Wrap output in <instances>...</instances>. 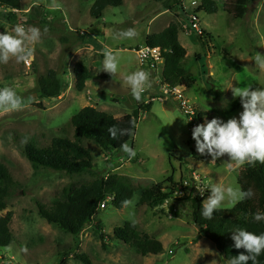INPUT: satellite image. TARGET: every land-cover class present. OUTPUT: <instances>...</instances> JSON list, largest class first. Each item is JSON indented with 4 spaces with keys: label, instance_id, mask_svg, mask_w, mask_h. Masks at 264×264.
Returning a JSON list of instances; mask_svg holds the SVG:
<instances>
[{
    "label": "rangeland",
    "instance_id": "rangeland-1",
    "mask_svg": "<svg viewBox=\"0 0 264 264\" xmlns=\"http://www.w3.org/2000/svg\"><path fill=\"white\" fill-rule=\"evenodd\" d=\"M123 1L120 7L107 8L101 20L91 15L95 0H21L22 12L12 18L0 9V33H11L17 24L41 31L40 41L29 45L34 49L30 66L15 58L0 64V88L12 87L27 105L16 111H0V165L17 183L7 200V210L0 212V216L13 213L10 229L14 237L9 248H0V264H62L64 260L66 264H85L77 258L81 255H86L91 264L226 262L215 245L200 234L185 194L177 193L159 206H142L139 194L122 209L108 202L79 237L61 231L38 215V204L50 207L63 190L89 183L94 177L89 173L68 175L35 169L23 147L32 143L44 148L54 139L73 140L72 118L87 106L121 118L153 102L150 111L140 113L135 136L128 143L136 153L134 158L123 150L112 154L91 141H83L93 156L97 175L125 177L134 189H148L166 185L170 178L182 185L195 174L207 189L219 184L241 190L238 176L244 165L236 166L226 154L212 161L196 151L187 115L174 97L162 92L164 68L145 71L150 87H146L139 102L132 98L123 77L142 70L134 46L146 45L148 35L179 23L180 41L188 53L186 69L196 79L185 97L203 115L211 113L204 123L213 118L225 122L238 119L243 109L238 108L240 98L234 96L233 89L264 88V71L255 66L256 53L264 55V0L251 4L242 20H234L225 12L227 0H217L216 13L199 14L200 29L213 38L205 45L197 39L190 22L202 0ZM130 28L138 33L135 38L120 37V31ZM105 46L118 53L115 75L102 71ZM79 63L92 71L83 93L75 89L73 70ZM49 70L57 71L67 86L58 99H43L38 92V80ZM238 202L226 200L218 209H231ZM126 222L134 223L141 236L162 242L163 252L142 256L131 245L109 238L103 245L99 231L113 236L114 229Z\"/></svg>",
    "mask_w": 264,
    "mask_h": 264
},
{
    "label": "trees",
    "instance_id": "trees-1",
    "mask_svg": "<svg viewBox=\"0 0 264 264\" xmlns=\"http://www.w3.org/2000/svg\"><path fill=\"white\" fill-rule=\"evenodd\" d=\"M262 0H227L225 12L234 20H242L246 17L249 6ZM123 0H95L91 9V15L101 20L104 11L109 7H120ZM0 9L5 10L9 17H16L17 12H22L21 0H0ZM169 10V9H168ZM217 11V0H202L200 6L193 13L199 19L200 13L213 14ZM37 14H40L37 12ZM179 19V15L176 14ZM180 27L177 23H171L159 34H150L146 38V45L160 47L164 53V71L162 74L164 84L171 88L181 87L184 92L196 84L193 74L186 69L185 59L187 50L179 40ZM200 43H212L211 34L201 31L197 34ZM85 35L81 37L83 42ZM75 89L83 93L87 89V82L92 78V71L82 63L75 66ZM38 92L43 99H58L67 90L58 72L49 70L45 76L39 78ZM254 90V89H253ZM238 108L243 109L240 99ZM153 103L147 106L140 105L139 109L132 115L121 118L98 110L96 107L87 106L80 110L72 118L74 126V139H54L47 147L39 148L32 143L23 147L26 158L32 163L35 169H49L55 172H63L68 175L92 174L94 180L79 186H73L61 192L50 207L38 204V215L48 224L58 227L61 231L79 237L83 231L93 223L101 204L107 196L113 195L112 204L117 209H122L131 202L135 194L140 195V204L159 206L175 197L179 192V184L170 178L166 185L157 184L148 189H134L130 180L125 177L112 175H97L94 166L93 156L83 146V141H91L100 147L104 152L114 153L120 151L123 143H130L133 140L140 113L151 110ZM41 106V105H40ZM198 112V123H204V118L211 115H203ZM119 129H131L130 135L120 136L113 139L108 132L111 127ZM206 157H209L206 155ZM238 184L242 191L251 189L254 196L251 199H244L238 202L231 209H217L211 220L205 219L202 213L203 201L209 197L187 196L191 202L192 220L198 227L202 236L211 241L225 261L231 257H238L240 254H247L244 249H236L235 241L232 239L234 230L245 229L256 235L264 234V221L256 222L253 215L257 212H264V164L256 163L254 166L245 164L240 170ZM16 181L13 179L6 167L0 165V212L8 208L7 200L14 194ZM13 213L8 212L0 216V248H9L14 243L11 233ZM99 231L103 245H107L106 239H115L127 245H131L139 255H159L163 252V244L157 239L141 236L134 223L126 222L123 226L113 231V236L105 235ZM85 264H91L86 255L77 256ZM64 260L62 264H66ZM249 264H252L249 261ZM257 264H264V252L257 258Z\"/></svg>",
    "mask_w": 264,
    "mask_h": 264
},
{
    "label": "clouds",
    "instance_id": "clouds-1",
    "mask_svg": "<svg viewBox=\"0 0 264 264\" xmlns=\"http://www.w3.org/2000/svg\"><path fill=\"white\" fill-rule=\"evenodd\" d=\"M120 37L126 39L135 38L138 33L130 28L120 31ZM41 31L37 27H28L17 24L11 33H0V64H7L10 59L15 58L19 63L30 64L34 59V49L31 44L39 42ZM104 72L115 75L118 72V53L112 48L105 46L103 51ZM255 66L264 71V55L256 53ZM131 91L132 98L140 101L146 87H150L149 75L144 70H136L123 77ZM235 97L240 98L243 111L239 118H231L225 122L219 118H213L204 124L196 126L192 130V139L195 141L196 151L200 155H207L212 161L228 156L230 162L236 166L264 164V88L252 87L233 89ZM27 105L17 95L12 87L0 88V111L10 112L20 110ZM113 139L120 136L130 135L131 129H119L111 127L108 129ZM121 149L134 158L136 153L127 143L121 145ZM211 195L203 201L201 215L208 220L213 218L214 212L226 200L232 203L251 199L254 193L251 189L242 191L233 187L213 184L208 189ZM203 195V192H201ZM256 222L264 221V212L253 215ZM232 239L235 241L236 249H244L247 254L231 257L225 264H257V258L264 252V234L256 235L242 228L234 230Z\"/></svg>",
    "mask_w": 264,
    "mask_h": 264
},
{
    "label": "built area",
    "instance_id": "built-area-1",
    "mask_svg": "<svg viewBox=\"0 0 264 264\" xmlns=\"http://www.w3.org/2000/svg\"><path fill=\"white\" fill-rule=\"evenodd\" d=\"M198 21L199 19L197 18L196 15L193 14L190 16V22H191L192 29L195 30L197 33H201L202 30L200 29ZM184 28L188 32L189 31L190 33L192 32L189 27H184ZM165 52L166 51L162 50V48L160 47H150L147 45L141 46L135 50L140 66L154 69L157 72H159L160 70L163 71L164 64H165V59H164ZM33 60L30 64H26V65L30 66L33 63ZM162 80H163V77H162ZM164 87L165 88L162 89V92L165 95L174 97L179 102L180 108L187 115L189 122L192 125V130H193L196 126H198L197 107L194 104H191L190 101L187 100V98L185 97V92L183 88L175 87V88L170 89L165 84H164ZM191 179H192L191 181H188V180L184 181L182 185H180L178 189L179 191L178 193L180 195L185 194L186 197L187 196L205 197L206 195H208L209 190L204 187L203 181L197 175L193 174ZM201 192H203V195H201ZM114 199L115 198L113 195L107 196L105 201L101 204L100 209H106V204L108 202L114 201Z\"/></svg>",
    "mask_w": 264,
    "mask_h": 264
},
{
    "label": "crops",
    "instance_id": "crops-1",
    "mask_svg": "<svg viewBox=\"0 0 264 264\" xmlns=\"http://www.w3.org/2000/svg\"><path fill=\"white\" fill-rule=\"evenodd\" d=\"M179 24V23H178ZM199 24H200V22H199ZM201 27V26H200ZM202 30V29H201ZM180 36V35H179ZM179 40H180V37H179ZM181 42V41H180ZM145 44H146V42H145ZM182 44V43H181ZM183 45V44H182ZM95 46V45H94ZM139 46H134V51L138 48ZM141 47V46H140ZM183 47L186 49V47L183 45ZM187 50V49H186ZM187 57H188V53H187ZM142 70H144V71H146V70H150V68H148V67H142ZM152 70H154V69H151V71ZM156 72V71H155ZM148 95H150V94H148ZM153 101H154V99H152ZM153 103V102H152ZM199 107V106H198ZM200 111V110H199Z\"/></svg>",
    "mask_w": 264,
    "mask_h": 264
},
{
    "label": "water",
    "instance_id": "water-1",
    "mask_svg": "<svg viewBox=\"0 0 264 264\" xmlns=\"http://www.w3.org/2000/svg\"><path fill=\"white\" fill-rule=\"evenodd\" d=\"M192 177V176H191Z\"/></svg>",
    "mask_w": 264,
    "mask_h": 264
}]
</instances>
